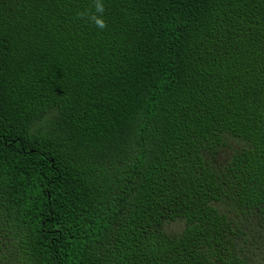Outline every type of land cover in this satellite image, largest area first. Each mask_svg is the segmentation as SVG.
I'll return each instance as SVG.
<instances>
[{
  "label": "trees",
  "instance_id": "1",
  "mask_svg": "<svg viewBox=\"0 0 264 264\" xmlns=\"http://www.w3.org/2000/svg\"><path fill=\"white\" fill-rule=\"evenodd\" d=\"M104 3L0 0V264H264V0Z\"/></svg>",
  "mask_w": 264,
  "mask_h": 264
},
{
  "label": "clouds",
  "instance_id": "2",
  "mask_svg": "<svg viewBox=\"0 0 264 264\" xmlns=\"http://www.w3.org/2000/svg\"><path fill=\"white\" fill-rule=\"evenodd\" d=\"M94 12L91 14L90 19L96 25L97 28L103 30L107 27L106 20L104 18L105 3L104 0H93ZM86 13H78V16H85Z\"/></svg>",
  "mask_w": 264,
  "mask_h": 264
},
{
  "label": "rangeland",
  "instance_id": "3",
  "mask_svg": "<svg viewBox=\"0 0 264 264\" xmlns=\"http://www.w3.org/2000/svg\"><path fill=\"white\" fill-rule=\"evenodd\" d=\"M171 227H172V230H173V229L179 228V227H180V225L173 224ZM180 228H181V227H180Z\"/></svg>",
  "mask_w": 264,
  "mask_h": 264
}]
</instances>
